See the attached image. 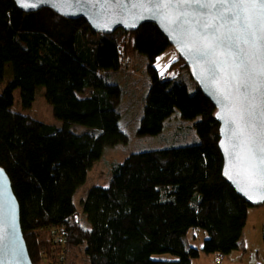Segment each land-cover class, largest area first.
<instances>
[{"label":"trees","instance_id":"obj_1","mask_svg":"<svg viewBox=\"0 0 264 264\" xmlns=\"http://www.w3.org/2000/svg\"><path fill=\"white\" fill-rule=\"evenodd\" d=\"M172 48L154 24L100 34L84 19L48 8L27 14L0 0V167L19 202L33 264H192L201 252L225 258L245 250L252 206L223 176L216 108L180 56L187 74L162 76L156 68ZM131 51L148 61L138 135L161 134L178 111L194 122L199 142L113 163L108 186L93 187L83 201L87 228L74 197L106 147L129 140L121 126L123 91L110 74L129 68ZM8 65L11 78L1 88ZM40 86L63 127L25 113ZM73 124L90 130L79 134ZM194 229L207 233L201 250L185 241Z\"/></svg>","mask_w":264,"mask_h":264},{"label":"water","instance_id":"obj_2","mask_svg":"<svg viewBox=\"0 0 264 264\" xmlns=\"http://www.w3.org/2000/svg\"><path fill=\"white\" fill-rule=\"evenodd\" d=\"M13 1L19 10L27 14L48 8L66 19H84L94 32L100 34H111L118 29L134 32L145 24L156 25L185 61L193 80L216 108L224 178L250 206L264 205V164L261 163L264 153L260 151L264 147L261 142L264 76L260 75L264 66V28L258 20L254 19L252 27L247 30L242 24L233 26L236 28L235 34L240 36L239 47L246 53L242 54L245 67L238 70L236 64L239 60L227 51L223 55L210 53L207 56L197 51L202 48L203 34L201 27L195 23L199 17L188 16L186 19L192 22L185 23L182 28L170 23L169 20L179 11L155 6L167 0ZM239 128L244 129V135H238ZM0 264H33L22 231L20 205L10 178L2 167Z\"/></svg>","mask_w":264,"mask_h":264},{"label":"rangeland","instance_id":"obj_3","mask_svg":"<svg viewBox=\"0 0 264 264\" xmlns=\"http://www.w3.org/2000/svg\"><path fill=\"white\" fill-rule=\"evenodd\" d=\"M132 52L129 54L131 56L129 68L110 74V82L120 85L123 91L120 106L121 126L127 132L129 140L126 144H120L117 147H106L101 160L96 162L94 167L89 171L86 184L77 191L74 203L77 208V216L80 218L82 224L86 222L84 219L85 215H83V201L93 187L108 186L113 163L123 162L127 156L136 152L181 147L199 142L194 122L182 120L178 111H175L172 117L166 121L161 134L143 137L138 135L139 117L143 109L148 87L147 79L145 78L148 61L144 55L139 54L135 57L136 55L132 54ZM156 68L162 76L176 77L187 74V70L174 48L168 50L158 58ZM10 78L11 67L8 65L5 80L2 82L1 88L5 86ZM191 92H193L192 88ZM15 95V109L20 110L19 90L16 91ZM45 95V87H38L36 100L32 108L25 113L36 119L63 127L64 122L55 119L53 108L47 103ZM72 129L79 134L90 130L78 124H73ZM85 225L87 228L90 227L87 222ZM263 225L264 205L251 207L249 209L248 221L243 231L245 250L234 251L229 256H225L221 264H264ZM206 238L207 233L205 231L194 229L188 232L185 241L190 247H196L201 250ZM156 258L174 259L175 257L171 255H157ZM216 259V255H207L201 252L199 258L192 260V264H218Z\"/></svg>","mask_w":264,"mask_h":264},{"label":"snow or ice","instance_id":"obj_4","mask_svg":"<svg viewBox=\"0 0 264 264\" xmlns=\"http://www.w3.org/2000/svg\"><path fill=\"white\" fill-rule=\"evenodd\" d=\"M155 6L177 9L179 14L169 22L181 28L185 23L192 22L186 19L188 16L199 17L195 19V23L201 27L203 34L201 35L202 48L197 51L206 56L210 53L223 55L224 51H227L239 60L236 64L238 70L245 67L242 54L246 55V53L239 47L240 36L235 34L236 28L233 26L242 24L247 30L252 27L255 19L264 28V0H167L166 3H157ZM216 21L220 23L217 24ZM212 63L214 64L215 61ZM260 75L264 76V66L261 68ZM261 115L264 116V112ZM240 119L243 120V116ZM238 135H244L243 128L238 129ZM261 142L264 143V124L261 125ZM260 151L264 153V147H261ZM261 163L264 164V157L261 158Z\"/></svg>","mask_w":264,"mask_h":264},{"label":"built area","instance_id":"obj_5","mask_svg":"<svg viewBox=\"0 0 264 264\" xmlns=\"http://www.w3.org/2000/svg\"><path fill=\"white\" fill-rule=\"evenodd\" d=\"M224 260V257L223 256H219L216 261L218 264H220L222 261Z\"/></svg>","mask_w":264,"mask_h":264}]
</instances>
